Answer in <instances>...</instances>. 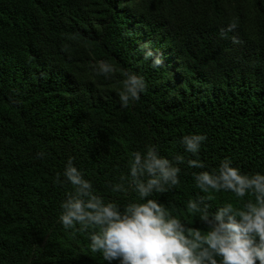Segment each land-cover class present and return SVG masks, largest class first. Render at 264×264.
Wrapping results in <instances>:
<instances>
[{"label": "trees", "instance_id": "16d2710c", "mask_svg": "<svg viewBox=\"0 0 264 264\" xmlns=\"http://www.w3.org/2000/svg\"><path fill=\"white\" fill-rule=\"evenodd\" d=\"M99 60L117 69L111 78L93 71ZM122 72L147 84L127 108ZM190 134L207 136L204 169L187 164L197 159L181 144ZM149 144L184 157L180 184L152 198L193 228L207 230L185 208L204 195L193 173L225 158L264 173V0H0V264H107L58 222L71 188L55 177L71 157L98 194L126 203L135 194L110 184ZM225 201L236 198L214 194L210 211Z\"/></svg>", "mask_w": 264, "mask_h": 264}, {"label": "clouds", "instance_id": "9594fccd", "mask_svg": "<svg viewBox=\"0 0 264 264\" xmlns=\"http://www.w3.org/2000/svg\"><path fill=\"white\" fill-rule=\"evenodd\" d=\"M237 28L238 18L231 19L221 37ZM142 50L153 67L163 64L148 45ZM93 71L109 79L117 69L99 60ZM122 76L118 97L120 106L127 108L140 100L147 84L143 76L132 72H122ZM206 140L202 134L182 137L184 151L197 156L187 161L189 167L205 168L198 154ZM45 155L37 152L36 158ZM182 163V155L169 160L152 144L133 152L127 175L110 184L117 196L135 194L121 204L98 194L70 157L63 173L55 177L56 183L71 188L60 203L58 222L73 235L86 234L89 251L98 253L107 264H264V173L242 172L229 158L212 171L193 173L194 185L204 195L189 199L185 208L189 216L207 226L205 231L188 226L186 219L152 198L180 184ZM217 193L233 194L236 203L222 202L211 212L209 202Z\"/></svg>", "mask_w": 264, "mask_h": 264}]
</instances>
